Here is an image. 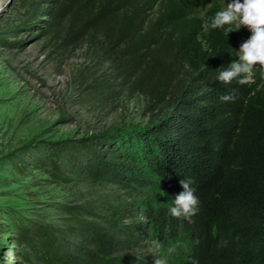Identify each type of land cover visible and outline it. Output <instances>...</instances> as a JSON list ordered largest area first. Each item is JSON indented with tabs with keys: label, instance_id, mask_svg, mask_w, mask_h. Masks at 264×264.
I'll use <instances>...</instances> for the list:
<instances>
[{
	"label": "trees",
	"instance_id": "trees-1",
	"mask_svg": "<svg viewBox=\"0 0 264 264\" xmlns=\"http://www.w3.org/2000/svg\"><path fill=\"white\" fill-rule=\"evenodd\" d=\"M32 3L47 20L42 36L61 50L86 46L106 69L95 87L142 96L149 118L127 134L79 141L63 167L56 150L47 152L41 169L55 183L87 180L124 196L100 207H65L62 227L17 224L18 256L30 264H154L155 257L186 264L182 231L199 252L215 245L213 231L218 242L227 231L248 238L245 264H264V76L256 69L247 84L215 79L217 68L238 59L249 30H205L222 7L213 0ZM229 92L235 99L222 101ZM188 177L200 210L174 217L169 202ZM153 239L163 248L152 249Z\"/></svg>",
	"mask_w": 264,
	"mask_h": 264
},
{
	"label": "rangeland",
	"instance_id": "rangeland-1",
	"mask_svg": "<svg viewBox=\"0 0 264 264\" xmlns=\"http://www.w3.org/2000/svg\"><path fill=\"white\" fill-rule=\"evenodd\" d=\"M32 1L0 0V264H30L13 242L17 224L62 227L65 207H100L124 196L119 188L87 180L55 183L41 169L49 150H56L63 167L65 153L79 141L127 134L149 118L142 96L95 87L93 79L106 69L86 46L61 50L42 36L47 20ZM230 235L220 232L218 242L213 231L215 245L199 252L194 237L182 231L186 264H245L248 238Z\"/></svg>",
	"mask_w": 264,
	"mask_h": 264
},
{
	"label": "clouds",
	"instance_id": "clouds-1",
	"mask_svg": "<svg viewBox=\"0 0 264 264\" xmlns=\"http://www.w3.org/2000/svg\"><path fill=\"white\" fill-rule=\"evenodd\" d=\"M228 25V27H224ZM235 26V27H233ZM245 26L250 35L239 46V50L234 54L238 59L231 61L228 66H221L216 69L215 79L224 84L231 83L234 79L239 84L254 82L255 70L260 69V75L264 76V0H225V4L216 11L214 15L205 22L204 29L208 30L223 28L228 34ZM204 48H208V43L201 38ZM259 64V67L254 65ZM222 101H232L235 99L234 92H229L220 97ZM182 191L175 195L169 202L168 211L174 217H184L190 219L200 210V198L193 187L192 178H182L179 181ZM198 243V241H197ZM152 249L159 250L163 244L159 239H153ZM175 245L168 248V252H174ZM137 259H139L137 257ZM154 264H167L164 257H155Z\"/></svg>",
	"mask_w": 264,
	"mask_h": 264
}]
</instances>
